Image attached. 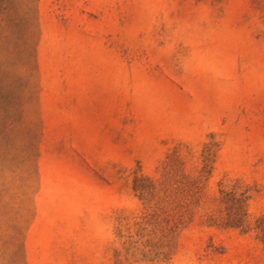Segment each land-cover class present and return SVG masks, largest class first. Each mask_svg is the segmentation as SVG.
Segmentation results:
<instances>
[{
    "label": "rangeland",
    "instance_id": "1",
    "mask_svg": "<svg viewBox=\"0 0 264 264\" xmlns=\"http://www.w3.org/2000/svg\"><path fill=\"white\" fill-rule=\"evenodd\" d=\"M0 264H264V0H0Z\"/></svg>",
    "mask_w": 264,
    "mask_h": 264
}]
</instances>
